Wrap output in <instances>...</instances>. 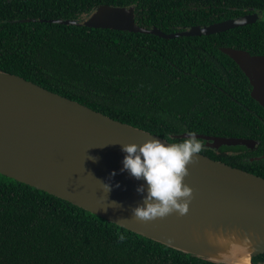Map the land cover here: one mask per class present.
Returning a JSON list of instances; mask_svg holds the SVG:
<instances>
[{
    "label": "trees",
    "instance_id": "16d2710c",
    "mask_svg": "<svg viewBox=\"0 0 264 264\" xmlns=\"http://www.w3.org/2000/svg\"><path fill=\"white\" fill-rule=\"evenodd\" d=\"M103 5L133 9L138 26L164 34L233 18L234 7L264 10V0H0V72L171 143L185 130L253 140V150H212L201 140L199 154L264 178V109L251 98L246 76L219 51L264 55V16L225 32L168 40L50 22L79 21ZM252 260L264 264V254ZM0 264L216 263L0 175Z\"/></svg>",
    "mask_w": 264,
    "mask_h": 264
},
{
    "label": "water",
    "instance_id": "95a60500",
    "mask_svg": "<svg viewBox=\"0 0 264 264\" xmlns=\"http://www.w3.org/2000/svg\"><path fill=\"white\" fill-rule=\"evenodd\" d=\"M132 12L103 5L79 21L50 22L166 40L207 36L257 22L255 14L164 34L138 26ZM219 51L246 76L251 98L264 109V56L229 47ZM197 136L212 150L256 146L253 140ZM151 138L169 142L0 72V175L184 254L216 264H255L252 259L264 254V178L197 154L184 178L193 190L186 215L142 221L131 214L142 203V194L135 189L143 181L120 171L121 145H139ZM113 171L116 175L109 178ZM105 182L119 187L107 192ZM112 201L120 207H109Z\"/></svg>",
    "mask_w": 264,
    "mask_h": 264
},
{
    "label": "clouds",
    "instance_id": "9594fccd",
    "mask_svg": "<svg viewBox=\"0 0 264 264\" xmlns=\"http://www.w3.org/2000/svg\"><path fill=\"white\" fill-rule=\"evenodd\" d=\"M185 132L183 139L176 143L151 138L139 145H121L124 155L120 171L143 181L135 189L138 194H142V203L131 209L135 218L148 221L172 213L178 216L187 214L193 190L184 182V178L189 174L188 165L194 162L204 145L195 131ZM115 175L113 171L109 178ZM102 184L107 192L112 187H119L118 183L114 186L107 182ZM109 207L118 208L120 205L112 201ZM120 239H124L123 235ZM243 244L247 246V239Z\"/></svg>",
    "mask_w": 264,
    "mask_h": 264
},
{
    "label": "flooded vegetation",
    "instance_id": "af4514ba",
    "mask_svg": "<svg viewBox=\"0 0 264 264\" xmlns=\"http://www.w3.org/2000/svg\"><path fill=\"white\" fill-rule=\"evenodd\" d=\"M220 10L221 9H217V11H220ZM231 11H238L239 14L237 16L233 17V18H226V15H225L224 16V20L221 21V22H226L228 20H234V19H237V18H240V17H245V16H254L255 14L257 15V22H258V20H261V17L264 16V10L263 11L259 10V9L256 10V9H253V8H250V7H246V6H242V7H239V8L234 7V8H232ZM221 22H216L215 24H219ZM252 24H255V23H252ZM252 24H248V25H252ZM210 25H214V23L208 24V26H210ZM248 25H245V26H248ZM192 27H204V26H192ZM192 27H190V28H192ZM242 27H244V26H242ZM240 50H242V49H240ZM254 55H257V54H254ZM262 56H264V55H262Z\"/></svg>",
    "mask_w": 264,
    "mask_h": 264
}]
</instances>
